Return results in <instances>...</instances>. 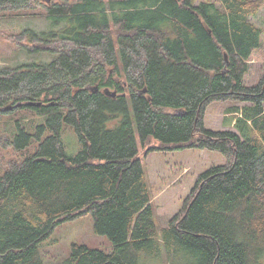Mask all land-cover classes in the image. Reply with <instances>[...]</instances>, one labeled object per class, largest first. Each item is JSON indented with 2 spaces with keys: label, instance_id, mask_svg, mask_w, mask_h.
<instances>
[{
  "label": "trees",
  "instance_id": "1",
  "mask_svg": "<svg viewBox=\"0 0 264 264\" xmlns=\"http://www.w3.org/2000/svg\"><path fill=\"white\" fill-rule=\"evenodd\" d=\"M220 2L0 0V14L44 7L50 29L16 38L30 53L57 54L0 66V108L23 102L41 115L34 131L18 123L1 135L13 151L39 143L0 173V264H44L39 245L89 214L112 249L74 243L61 264H264V73L245 81L264 1ZM215 101L236 103L232 129L206 126ZM65 124L82 144L72 155ZM141 148L216 150L226 160L203 171L160 226Z\"/></svg>",
  "mask_w": 264,
  "mask_h": 264
},
{
  "label": "rangeland",
  "instance_id": "2",
  "mask_svg": "<svg viewBox=\"0 0 264 264\" xmlns=\"http://www.w3.org/2000/svg\"><path fill=\"white\" fill-rule=\"evenodd\" d=\"M59 1L43 0V3ZM196 1H212L221 6L220 0ZM252 20L261 28L262 39L260 48L251 57L250 70L245 77L246 83L249 84L258 82L264 73V4L259 14L252 17ZM25 27L38 30L50 29V21L46 18L45 8H41L40 5L24 13L19 11L0 14V66L15 67L29 61H50L57 56V54L46 51L30 53L24 46L26 40L20 42L16 38V35ZM55 28L57 29V27ZM234 104L236 103L231 101L213 102L206 111V126L215 130L232 129L228 120L233 114L228 112V107ZM40 122L41 115L29 108L21 109L18 107L9 112H0V173L4 172L9 163L17 160L18 157L28 156L39 143L34 138L27 149L13 151L4 145L1 135H15L18 132V123L28 130L34 131ZM62 137L69 154H75L81 149L82 144L70 125H64ZM141 158L145 165L152 203L156 207L160 226H167L169 220L181 210L197 177L203 171L214 165L223 164L226 160L219 151L201 148L169 152L154 151L149 155L145 154L144 149L141 148ZM74 243L85 244L92 248H102L107 251H110L113 246L108 236L98 234L95 231L94 218L89 214L58 226L52 236L39 245V255L44 264H61L70 255ZM165 263L171 264L163 258L143 257L141 260V264Z\"/></svg>",
  "mask_w": 264,
  "mask_h": 264
},
{
  "label": "water",
  "instance_id": "3",
  "mask_svg": "<svg viewBox=\"0 0 264 264\" xmlns=\"http://www.w3.org/2000/svg\"><path fill=\"white\" fill-rule=\"evenodd\" d=\"M98 90V89H97ZM146 90L142 91V92H145ZM105 92L108 94V95H112V96H117V91H111L110 89H105ZM43 104L42 101H28L27 102V105L29 106H34V107H41ZM23 105V102H19L17 103L16 105H13V104H8L4 107H1V111H4V112H9L10 110H13L14 108H17V107H21Z\"/></svg>",
  "mask_w": 264,
  "mask_h": 264
}]
</instances>
